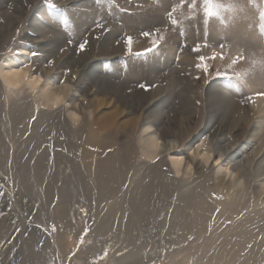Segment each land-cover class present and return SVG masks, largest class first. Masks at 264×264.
<instances>
[{
    "label": "bare ground",
    "instance_id": "1",
    "mask_svg": "<svg viewBox=\"0 0 264 264\" xmlns=\"http://www.w3.org/2000/svg\"><path fill=\"white\" fill-rule=\"evenodd\" d=\"M120 1L137 12L135 5L129 7L126 0ZM161 2L156 0L151 8L144 9L141 22H122L121 27L114 24L113 30L137 41V26L163 25V12L170 0ZM186 2L187 12L180 15L182 21H188L193 10L191 0ZM130 15L120 17L129 20ZM42 29L40 26L35 31ZM246 38L232 33L229 36L234 47H246ZM257 40L255 45H259ZM48 46L41 48L46 51ZM120 49L118 46L114 51ZM21 52L20 59H4L0 64V124H7L8 129L0 130V182L6 179L7 184H14L11 190L19 187L21 201L14 206L24 216L35 209L34 224L47 232L42 241L29 232L23 238V264H244L251 259L254 264L264 262V154L260 153L264 147V122L255 124L252 138L257 142L252 147V157L247 154L252 139L237 146L235 142L228 143L224 135L229 129L230 135L236 137L234 121L244 114L242 102L225 100L219 94L217 108L225 130L208 128L199 136L197 146H189V154L175 153L185 140L178 130L160 127L151 120L153 116H145L133 130H110V117L97 118L99 109L86 108L84 101L79 100L84 86L61 81L63 77L56 66L44 67V62L40 65L45 69L43 75L39 74V68L29 63L25 49ZM157 65L155 68L164 64ZM142 72V68L130 67L124 80L131 83L123 82L121 92L109 87L99 92H113L116 100H123L127 97L124 90L132 82L143 80ZM260 92H264V81L247 89L250 95ZM139 94L131 105L147 112L146 104L153 97L143 99ZM252 100L260 113L264 112V98L256 96ZM80 113L83 120L75 128ZM34 117L37 119L31 124ZM77 151L81 163H76ZM210 162L215 164L209 170ZM62 165L72 167L70 176L62 174ZM179 176L183 177L181 181L177 180ZM255 196L262 200L255 202ZM216 206L222 209L213 220ZM238 207H259L254 215L256 235L234 219ZM83 208L88 213L87 224L82 221ZM221 220L230 221L231 225L222 228ZM5 222H0V242L11 228L8 226L12 222ZM23 227L28 231L26 225ZM39 241L43 245L36 248Z\"/></svg>",
    "mask_w": 264,
    "mask_h": 264
},
{
    "label": "rangeland",
    "instance_id": "2",
    "mask_svg": "<svg viewBox=\"0 0 264 264\" xmlns=\"http://www.w3.org/2000/svg\"><path fill=\"white\" fill-rule=\"evenodd\" d=\"M161 1L157 0L158 3ZM214 2L222 5L223 23H221V17L205 16L203 0H197L198 4L192 10L190 19L182 21L180 15H185L187 12L186 0H170L169 6L163 12V25L155 23L136 27L137 41L133 40L132 54H129L125 43L126 34L115 32L114 24L119 27L122 22L126 24L141 22L145 17L144 9L151 8L152 3H156V0H126L129 7L135 5L137 12L123 6L124 2L122 3L120 0H0V44L3 42L0 45V64L4 59H20L21 49H25L28 53L29 63L31 62L39 68V74L43 75L45 69L40 65L44 62V67L47 65L56 66L57 73H61L60 76L63 77L61 81L74 86L76 84L84 86L83 90L76 87L80 92L82 90L83 97L78 94V97H81L79 100L84 101L83 105L86 108L91 106L92 110L99 109L96 110L97 118L110 117L113 124L110 130H133V127L145 116H153L151 120L160 124V127L163 125L162 128L178 130L183 134L185 140L184 146L178 148L175 153L189 154V146H197L199 136L209 129L225 130V126L222 124L224 122H221V117H219L217 104L219 94L225 100L236 102L238 99L242 102L241 111L244 114L234 121L237 125L236 137L230 135L229 129L224 135L228 143L235 142L237 146L244 145L252 139L251 149L247 151V154L252 157V147L257 142V139L252 138L255 124L257 121L264 122V112L260 113L256 103L252 102L255 101L252 98L257 95L247 94V89H250L253 83L264 81V34L260 31L261 22L259 20L260 11L264 10V0H214ZM52 4L55 7L49 6ZM127 14H132L129 16V20L120 17ZM172 21L175 23L173 24ZM40 26L43 27L42 32L35 31ZM236 27H238L237 30L234 29ZM145 31L150 32V36L144 37L142 33ZM231 33L239 34L241 38L247 36L246 41L249 44L246 47H234L229 40ZM7 34L8 36H6ZM257 39H259V45L254 44L258 41ZM153 40L158 41V47L153 52L144 55L135 54L142 53L146 48L152 47ZM213 40H216L217 45ZM84 41H87V44L84 49H80L79 45ZM44 44L49 45L46 51L41 48ZM118 46H121V49L119 52H115L114 48L116 49ZM197 46L200 48L199 53L193 50ZM214 52H223L224 59L221 60L219 55L215 60L210 59ZM32 53H36V55ZM200 55L209 57L206 60L208 72L196 67L200 63L198 60ZM238 56H242L243 59H238L233 65L232 60ZM158 63L164 65L155 68ZM130 67L143 69V80L139 79L136 82L141 80L143 84L154 86L146 91L139 87L140 84L132 82L131 86L124 90L127 91L126 95L125 92L123 93L125 97L127 96L123 99L125 102L116 100L113 97V92L108 95L99 92V89L102 90L105 87L112 90L118 89L121 92L123 82L131 83V81L124 80L125 72ZM218 71H228L230 75H233V78L218 77L216 75ZM236 72L247 73L244 82L234 77ZM3 92L5 94L4 90L2 94ZM138 94L143 99L145 97L154 98L148 100L146 107L149 110L147 112L142 107L131 105L136 101L135 96ZM4 97L1 98V102H4ZM262 97L264 98V96ZM100 101L103 102L99 103ZM34 118L31 120V124L37 119V117ZM68 118L67 116L66 120L70 125L71 121ZM82 120L83 114L80 113L75 128L81 125ZM241 123L242 125H240ZM70 126L72 131H75L74 127ZM0 130H8L7 124H0ZM184 130L194 131L184 135ZM69 137L71 138L72 135ZM78 144L82 145L80 142ZM87 149L95 151L90 147ZM78 151L81 152L80 149ZM78 151L74 157L76 163H81ZM260 153L264 154V147ZM68 156L73 157L72 154H68ZM243 156L245 155L243 154ZM166 159L169 161V157ZM53 162L55 161L53 160ZM214 164L215 162H210L207 168L210 170ZM195 165L194 163L192 166V175L195 173ZM71 169L70 166H60L64 176H70ZM84 174L86 173L84 172ZM4 178L6 177L4 176ZM182 179V176L177 178L178 181ZM4 180V182H0V213H2L0 222L6 221L5 223L10 224L8 227H11L12 230L8 229L9 235H6L0 242V264H23V238H26L25 236L29 232L34 233L42 241L47 232L43 226L34 224L32 216L34 217L35 209L24 216L19 212L18 207L14 206L16 202L21 201L18 197L19 187H16L15 191L11 190L14 184H7V180ZM215 197L214 199H216ZM220 199L224 200L223 197ZM255 199V202L262 200L261 198L257 199L256 196ZM217 201H219L218 198ZM55 203L56 201L53 204ZM14 208L16 209L13 211ZM217 208L221 211L222 206H216L215 209ZM255 208L243 210L238 207L236 208L237 214H234V219L238 224H242L253 235L258 232L253 230L257 226L255 221L257 216L254 217V215L259 207ZM85 211L84 213L81 211L82 221L87 224L88 213ZM14 212L17 213L14 214ZM219 213L215 211L213 220ZM247 219L251 220L247 222ZM7 221L12 224H8ZM223 221L221 220L220 224ZM25 225L28 227V231L26 228L24 229ZM229 225L231 222L226 221L222 228ZM258 239L261 240L262 236H258ZM41 241L36 248L42 247ZM79 245L82 248L83 244L79 243ZM110 262L106 261L104 264H112ZM254 262L251 259L244 264H254ZM155 264H167V262Z\"/></svg>",
    "mask_w": 264,
    "mask_h": 264
},
{
    "label": "snow or ice",
    "instance_id": "3",
    "mask_svg": "<svg viewBox=\"0 0 264 264\" xmlns=\"http://www.w3.org/2000/svg\"><path fill=\"white\" fill-rule=\"evenodd\" d=\"M203 2H204V5H205V7H204V14H205L206 17H221V8H222V5L215 3L214 0H203ZM49 6H50V7H55L54 4L49 5ZM190 6H191L193 9H195L196 6H197V0H191V5H190ZM259 20H260V22H261V23H260V31H261L262 34H264V10H261V11H260V13H259ZM223 22H224V21H223V19H222V17H221V23H223ZM172 23L174 24L175 21H172ZM142 35H143L144 37H148V36H150V32L145 31V32L142 33ZM69 42H71V41H69ZM125 43H126V45H127V51H128V53H129V54H132V44H133V39H132V37H131V36H128V37L126 38ZM86 44H87V41H84V43H81V44L79 45L80 49H84L85 46H86ZM157 47H158V41L153 40V41H152V47H150V48H146V49L144 50V52H142V53H141V52H137V53H135V54H136V55H144V54H148V53L153 52ZM221 47H223V45H221ZM193 50H194L195 52H197V53L200 52V48H199L198 46L195 47ZM32 54H33V55H36V53H32ZM217 55H219V57H220L221 60L224 59V54H223V52H221V53H215V52H214V53L212 54V56L210 57V59L215 60L216 57H217ZM207 59H209V57H205V56H203V55H200V56L198 57V60L200 61V63H198V64L196 65V67H197L198 69H202L204 72H208L209 69H208V65H207V63H206V60H207ZM238 59H243V57H242V56H238L236 59H233V60H232V64L234 65V64L237 62ZM216 75H217L218 77H223V78H225V79H232V78H233V75H230L228 71H223V72L218 71V72L216 73ZM246 75H247V73H242V72H236V73H234V77H235L236 79L240 80L241 82H244V79H245ZM197 79H199V77H197ZM153 86H154V85H146V84H143V83H141V84L139 85V87H140L141 89H144V90H146V91L149 90V89H150L151 87H153ZM256 95H257V96H264V92L257 93ZM59 99H60V97H57V100H59ZM249 99H251V98H249ZM252 102H254V101H252ZM33 119H35V118H33ZM219 163H220V161L217 160V164H219ZM242 183H243V181H241V184H242ZM216 212H217V213L220 212V209L217 208V209H216ZM0 215H2V213H0ZM189 239H191V237H189Z\"/></svg>",
    "mask_w": 264,
    "mask_h": 264
}]
</instances>
